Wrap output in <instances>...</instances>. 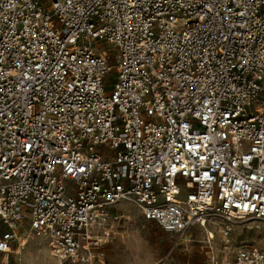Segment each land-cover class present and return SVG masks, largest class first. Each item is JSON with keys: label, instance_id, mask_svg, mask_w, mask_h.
Masks as SVG:
<instances>
[{"label": "built area", "instance_id": "obj_1", "mask_svg": "<svg viewBox=\"0 0 264 264\" xmlns=\"http://www.w3.org/2000/svg\"><path fill=\"white\" fill-rule=\"evenodd\" d=\"M122 203L264 264L211 247L264 231V0H0V256L106 264Z\"/></svg>", "mask_w": 264, "mask_h": 264}, {"label": "rangeland", "instance_id": "obj_2", "mask_svg": "<svg viewBox=\"0 0 264 264\" xmlns=\"http://www.w3.org/2000/svg\"><path fill=\"white\" fill-rule=\"evenodd\" d=\"M46 5L50 0H43ZM108 51L115 47L103 43ZM114 74L107 77L111 83ZM128 221L121 224L119 234L104 246L106 264H207L209 247L206 244V231L199 227L191 228L184 237L166 233L154 222L146 221L136 206L120 204ZM27 231H29L27 229ZM213 231V229H210ZM215 231V230H214ZM29 235V233H28ZM229 243L215 233L212 241L216 254L227 247L232 254L233 248L241 243L255 244L264 248V231L262 224L257 221H245L236 224L230 234ZM188 237L189 241H183ZM0 264H59L50 254L45 240L30 235L28 244L8 257L0 256Z\"/></svg>", "mask_w": 264, "mask_h": 264}, {"label": "bare ground", "instance_id": "obj_3", "mask_svg": "<svg viewBox=\"0 0 264 264\" xmlns=\"http://www.w3.org/2000/svg\"><path fill=\"white\" fill-rule=\"evenodd\" d=\"M123 204V203H122ZM255 222V221H254ZM183 241H189L188 240V237H185L184 239H183Z\"/></svg>", "mask_w": 264, "mask_h": 264}, {"label": "crops", "instance_id": "obj_4", "mask_svg": "<svg viewBox=\"0 0 264 264\" xmlns=\"http://www.w3.org/2000/svg\"><path fill=\"white\" fill-rule=\"evenodd\" d=\"M121 207V206H120Z\"/></svg>", "mask_w": 264, "mask_h": 264}]
</instances>
